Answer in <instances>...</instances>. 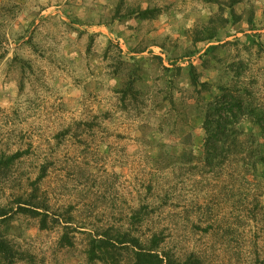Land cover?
Here are the masks:
<instances>
[{"label": "rangeland", "instance_id": "obj_1", "mask_svg": "<svg viewBox=\"0 0 264 264\" xmlns=\"http://www.w3.org/2000/svg\"><path fill=\"white\" fill-rule=\"evenodd\" d=\"M120 1L123 13L150 5L161 14L112 21ZM216 1L225 0H0V153L24 152L0 183V205L29 198L46 167L37 185L41 199L34 201H47L59 219L45 229L24 215L1 225L24 254L17 264H103L88 260V233L131 229L143 204L154 210L136 233L162 230L165 247L177 255L195 251L207 264H264V184L228 171L202 177L190 167L158 169L150 160L157 148L141 128L147 117L155 120L153 105L142 113L121 110L115 92L121 79L104 56L111 42L127 59L161 56L168 66L163 45L192 46L193 29L219 12ZM243 1L235 6L242 22L229 34L224 29L223 40L255 34L264 47V0ZM251 10L256 29L248 24ZM145 44L144 52L132 50ZM210 44L199 43L200 54ZM254 53L256 74L264 58ZM164 141L178 142L173 135ZM67 220L74 244L62 247Z\"/></svg>", "mask_w": 264, "mask_h": 264}, {"label": "trees", "instance_id": "obj_2", "mask_svg": "<svg viewBox=\"0 0 264 264\" xmlns=\"http://www.w3.org/2000/svg\"><path fill=\"white\" fill-rule=\"evenodd\" d=\"M216 2L219 12L193 29L192 46L174 45L170 50L171 46L163 45L170 61L168 66L161 56L127 59L111 42L104 56L110 62L113 75L121 79L115 90L120 109L142 113L149 102L153 105L155 120L147 117V123L141 128L146 139L157 148L156 153L150 154V160L158 169L190 167L202 177L219 176L228 171L231 177L246 181L251 177L253 184H264V66L256 74L252 73L253 51L264 58V47L255 34L246 35L244 41L241 38L223 40L224 29L229 34L228 28L242 22L244 13H238L235 6L244 1ZM121 4V1L116 4L112 21L145 22L161 14L160 8L150 5L130 7L131 10L123 13ZM248 18L249 27L256 29L253 10ZM201 42L212 43L202 54L198 46ZM146 49L147 44L132 47L137 53ZM194 56L196 59L187 65L179 62ZM69 132L66 129L60 136ZM170 135L178 142L166 143L164 139ZM172 146L176 148L173 153ZM23 155L22 151L0 153V183L8 178ZM46 172L47 168L43 167L29 198L19 197L16 207L0 205V227L9 225L17 215L39 218L42 229L59 223L57 216L49 213L47 201H34L41 199L37 185ZM153 210L148 204L141 205L132 214L131 229L110 226L89 232L88 260L103 264H207L195 251L177 255L168 250L162 230L149 235L136 233L144 224L143 216ZM68 222L62 225L65 229L59 240L62 247L74 244V237L70 235L73 228ZM23 256L0 228V264H17Z\"/></svg>", "mask_w": 264, "mask_h": 264}]
</instances>
